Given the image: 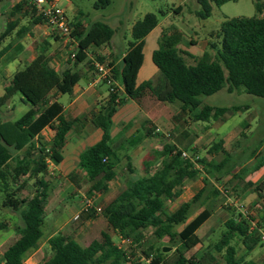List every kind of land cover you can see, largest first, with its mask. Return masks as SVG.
I'll use <instances>...</instances> for the list:
<instances>
[{"label": "trees", "instance_id": "trees-1", "mask_svg": "<svg viewBox=\"0 0 264 264\" xmlns=\"http://www.w3.org/2000/svg\"><path fill=\"white\" fill-rule=\"evenodd\" d=\"M235 1L197 0L200 9L196 15L206 20L211 17L213 6L221 7ZM111 3L112 0H96L94 9H106ZM254 4L257 16L227 19L222 23L217 33L219 43L209 46L214 54L205 52L201 57H194L177 49L173 38H163L165 41L152 55L153 64L159 71L157 79L139 86L136 81L144 61L145 38L158 26L159 20L155 14L148 13L132 26V40L122 64L114 67L111 63L113 79L119 88L116 92L108 88L107 101L91 114L90 121L101 129L102 138L80 155L79 166L86 173L90 184L89 197L95 193H106L107 184L117 176V165L121 158L111 146L112 119L128 100L138 102L150 95L160 103L179 102L182 113L199 110L195 121L210 122L222 118L228 112L235 114L247 111L249 107L209 106L203 103L204 97L223 89L228 93L243 89L248 95L264 98V0H254ZM21 12L32 25L45 24L44 18L36 15L33 5L26 0L18 1L10 12L12 20L0 35V44L19 27L20 19L16 18V14ZM80 16L83 15L80 13ZM71 25V37L78 44L75 64L84 62L91 48L110 46L116 33L115 29L102 21L84 26L81 19H78L71 22ZM27 31V27L23 26L18 33L23 35ZM11 47L8 45L0 51V60ZM19 49L13 51L5 63L12 61ZM188 59L193 63L190 64ZM95 62L103 63L104 59L95 58L89 62L91 67H94ZM80 81L79 72L71 68L56 72L49 68L44 57H39L16 74L4 87L3 96H0L2 208L21 212L22 217V227L18 229L19 238L3 253L2 264H24L28 254L38 248L43 238L46 208L52 190L45 176L49 171V163L61 162V152L72 126L65 119L63 106L54 94L71 95ZM17 95H20V102L30 105V108L17 120L6 121L2 117V110ZM46 128L55 133L51 142H46L42 137ZM152 132L155 129L146 126L144 134L134 135L126 144L129 148L137 147L144 138L151 137ZM242 136L245 137L244 134ZM182 153L184 151L170 143L160 151L153 150L149 159L143 162L144 176L127 182L112 201L101 207L100 215L106 220L108 231L119 240L127 239L141 247L144 232L153 229V235L159 241L165 238L180 239L177 255L169 264H202L200 259L189 253L201 244L197 231L212 217L213 209L208 203L222 195L217 184L229 175L242 182L250 171L260 169L264 165V140L250 152L247 162L237 172V167L228 166L231 154L225 150L223 140L214 142L208 150L212 156L219 153L225 155L219 163L200 157L182 158ZM126 160V169L134 174L131 159L126 157ZM251 161L254 164L249 167ZM202 174V189L175 212H167L166 204L179 198L186 183ZM23 178L27 179L22 181ZM28 180H34L36 192L30 199H21L19 195L27 187ZM246 186L253 188L258 196H263L264 181L257 186L251 183ZM206 205L202 212L188 221L195 208ZM94 214V210L83 211L78 220L86 222ZM178 226H183L179 233L175 231ZM108 231L102 232L101 238L93 240L87 247L64 233H57L47 242L50 257L44 264H135L128 260L126 252L115 243ZM249 234L250 225L242 214L227 220L221 239L214 245L216 252L224 253L223 264H257L253 260L237 258L233 244L235 238L245 241ZM163 261L164 247H161L156 250L151 264H163Z\"/></svg>", "mask_w": 264, "mask_h": 264}, {"label": "rangeland", "instance_id": "rangeland-1", "mask_svg": "<svg viewBox=\"0 0 264 264\" xmlns=\"http://www.w3.org/2000/svg\"><path fill=\"white\" fill-rule=\"evenodd\" d=\"M17 2L18 0H0V35L12 20L10 12ZM95 2L96 0H60L58 5L66 11L70 22L74 21L75 15L81 13L84 16L82 17L84 26L95 21L109 24L116 30L112 40H132V26L146 14H155L159 20L158 27L145 40H160L161 36L166 34L176 40L177 49L186 50L194 57H201L205 52L214 54L209 46L219 43L217 33L222 23L227 19L257 16L254 0H237L221 7L213 6L212 15L206 20H201L196 15L200 9L197 0H112L111 5L102 10L94 9ZM16 18L20 19V26L27 27L30 36L37 35L38 40H45L43 33L35 29L29 18H25L23 12L16 14ZM28 39L31 40V38ZM12 40H16V38L14 37ZM8 43L14 45V41L12 42L10 39L7 41ZM147 46L148 48L151 46L149 41ZM71 47L74 50L73 45H69L65 49L69 52ZM71 63H74L73 60ZM95 73L97 74L96 70ZM6 74L7 72L0 65V87L5 84ZM67 98L65 96L61 102H65ZM202 100L204 104L214 107L247 105L249 109L235 114L228 112L216 121L196 122L195 116L199 110L182 113L177 109L178 113L173 114L172 108H177L181 104L176 102L167 105L169 107L160 112L164 117L170 113V124H172L174 116L177 115L173 123L179 130L175 132L174 130H165L163 137L154 140L152 145L158 146L161 150L165 144L170 143L184 151L192 159L207 158L219 163L225 155L219 153L212 156L208 150L214 142L223 140L225 150L231 154L228 166L237 167L235 171L237 172L247 162L250 152L258 146L260 141L264 140V98L248 95L243 89L233 93H228L226 89H223L212 96L202 98ZM29 108L30 105L21 103L20 95H17L3 108L2 117L6 121H15ZM159 125L167 128L164 122H159ZM153 150L158 149H152L147 156L143 155L144 153L142 155L137 153L134 156V174L126 169L125 161H123L121 165L117 166L116 181L112 183L108 192L95 193L91 197L88 196V182L80 174L72 176L71 181L74 184L72 186L69 181L61 179L60 175L49 169L45 178L52 190L46 208L43 238L38 248L28 254L24 264H44L50 257L47 236L53 234V222L59 216L61 219L58 218L56 221L58 223L57 233L61 232L72 237L82 246H88L93 240L100 239L101 231H108L104 218L100 214H94L90 222L76 219V216L82 212L83 203L91 198L97 208L112 201L125 188L129 179H135L145 174L142 160L144 162L149 159ZM253 164L251 161L248 166L251 167ZM203 177L202 174L194 181L187 182L181 192L182 198L168 202L166 211L172 213L184 201L190 200L202 185ZM25 179L27 178H23L22 181ZM240 183L229 175L217 184L222 191V198L218 204L213 206L211 219L197 232L201 244L189 253V255L193 254L200 259L202 264L224 263V253L216 252L214 245L221 239L227 220L233 216L237 217L239 213L250 225V234L245 241L238 238L233 241L237 250V258L247 261L254 260L258 263L264 260L263 241L260 239L262 232V223L259 220L260 208L252 203L254 196L249 194ZM35 192L34 180H28L27 187L19 196L21 199H30ZM262 206L264 207V204ZM205 207L207 205L195 208L188 221L195 218ZM20 227H22L21 212L2 208V196L0 195V264L3 263V253L19 238L18 229ZM182 229L183 226H178L175 231L179 233ZM108 232L113 236L115 243L122 246L128 260L135 264H151L156 250L161 247H164L163 264H169L175 259L177 248L180 246L178 237L174 240L168 238L162 241L157 240L153 235V229L144 232L141 247L133 245L132 242L122 244L121 240L116 238L112 232Z\"/></svg>", "mask_w": 264, "mask_h": 264}, {"label": "crops", "instance_id": "crops-1", "mask_svg": "<svg viewBox=\"0 0 264 264\" xmlns=\"http://www.w3.org/2000/svg\"><path fill=\"white\" fill-rule=\"evenodd\" d=\"M82 17L80 16V13H78L77 15H75L73 22L78 19H81V22L84 24ZM22 27L23 26L19 25V27L11 35V37H9L7 40L0 44V51H2L8 45L12 46L10 51L5 54L4 57H2V59L0 60V65L7 72L5 84L0 87V96H3L4 87L11 82L12 78L16 74L22 72L24 69L29 67L39 57H44L47 61L49 68L55 70L56 72L60 73L67 68H71L74 71L80 73L81 81L74 87L73 93L71 95H59L56 93L54 94L56 100L63 106V115L65 119L71 122L72 126L67 135L66 144L61 152V162L59 164L49 163V169H52L55 174L60 175L61 179H66L71 183L72 186H74L73 182L71 181V177L74 174H80L83 179L87 180L86 173L79 166L81 153L85 149L92 147L93 145L98 143L103 135L101 129L96 128L91 123V114L93 112H97L99 107L104 104L108 99V87L99 80L97 74L95 73V67H91L89 62H93L95 58L101 57L104 59V61L112 63L114 67L120 66L127 53L128 44L129 42H131V40H112L110 46L91 48L89 50V53L87 54V59L82 63L75 64V60L71 58V54L75 52L78 46L77 42H67L66 40H62L61 37L51 34L50 30L45 25H35V29L40 30L43 33V37L45 39L38 40L37 35L30 36L29 31H27V33L23 35H20L18 32ZM157 27L147 37H149L157 29ZM14 37L16 38V40H12ZM28 38H31V40H29ZM163 38L169 37L166 34H163L160 40H145V47L143 51L144 61L137 76V86L141 85L144 82L155 81L157 79L159 71L157 67L153 64L152 55L153 52L159 48L161 43L165 41L163 40ZM9 39L12 42L14 41V45H12L11 43L7 44V41H9ZM148 41L151 45L150 48H148L147 46ZM69 45H73L74 50L71 47L68 52L65 48ZM18 49L19 52L14 55V59L9 63H5V59L10 54H12L13 51ZM182 51L187 52L183 49ZM71 60H73L74 63H71ZM189 61L192 62L191 59H189L188 62ZM65 96H67L68 98L65 100V102H61V100H63ZM10 102L11 101H9L7 105ZM167 105L170 104L160 103L150 95H146L138 102L128 100L122 107L117 110L116 114L113 116L112 119L111 146L113 147V149L116 150L119 157L121 158V161L118 163V165H121L123 161H125L126 165V157H129L131 159V163L133 165V158L137 153L139 155H142L144 153L143 155L147 156L152 149H158V151H160L158 146L152 145L154 143V140L163 137V134H165V130H174V132L179 130V128L176 127L173 123V119L172 124H170V113H167V116L164 117L163 114L160 112L163 111L162 109H167V107H169ZM177 109L181 110V105L177 108H172L173 114L178 113ZM176 116L174 117L176 118ZM159 122H164L167 128L160 126ZM146 126L152 130L158 129L160 130V133L157 135L155 132H152V136L144 138L143 141L137 147L129 148L126 144L127 140L131 139L136 134H144ZM54 135V131L50 128H46L42 132V137L46 142H51ZM116 178L117 176L113 181L107 184L108 190L111 187L112 183L116 181ZM137 178L129 179L128 182L134 181ZM194 180L195 179L188 182H192ZM263 181L264 165L258 170L250 171L249 174L240 183L249 194H252V196H254V198L252 199V203L257 205L258 208H260L259 220L262 223V232H264V207L262 206L264 204V194L262 197H260L253 191V188L247 187L246 185L248 183H251L253 184V186H257ZM88 186L90 187L89 183ZM202 187L203 181L202 185L199 186L198 191H200ZM195 194H193V196ZM181 198L182 196L180 195V197L176 200H180ZM221 198L222 195L217 199L211 200L208 203L209 207L213 208V206L219 203ZM185 202L187 201H184L183 203ZM58 218L61 219L60 216ZM58 218L54 219L52 228L53 234L47 236V241L57 233L56 229L58 223L56 221ZM104 221L106 223V227L108 228V224L105 219ZM208 221L206 223H208ZM87 222H90V219ZM102 232L107 231H101V233ZM262 244L264 247V241L262 242ZM255 262L257 264L262 263H258L257 261Z\"/></svg>", "mask_w": 264, "mask_h": 264}, {"label": "built area", "instance_id": "built-area-1", "mask_svg": "<svg viewBox=\"0 0 264 264\" xmlns=\"http://www.w3.org/2000/svg\"><path fill=\"white\" fill-rule=\"evenodd\" d=\"M21 1V0H18ZM31 5H33L36 15L41 16L45 20V26L50 30L51 34L57 35L58 37H61L62 40H66L67 42H76L72 37V31L73 26L71 25V22L66 16L65 10H63L61 7H59L58 2L59 0H26ZM71 58L75 59V52L71 54ZM95 70L97 72V76L99 80L106 84L108 88H110L111 92H116L117 88H119V85L115 82L113 79L112 74V67L111 63L104 61L101 62H95L94 63ZM156 133H160V130L155 129ZM182 158H188L186 153H182ZM82 212H88L90 210H93L96 212V214L101 213V207H95L93 204V201L91 199L85 200V202L82 205ZM79 218V215L76 216V219ZM254 223V221H253ZM260 239L264 241V232L260 233ZM122 244H128L131 243L130 240H121ZM119 247L123 250L122 246L119 245Z\"/></svg>", "mask_w": 264, "mask_h": 264}]
</instances>
